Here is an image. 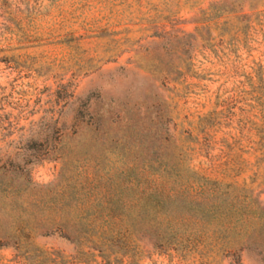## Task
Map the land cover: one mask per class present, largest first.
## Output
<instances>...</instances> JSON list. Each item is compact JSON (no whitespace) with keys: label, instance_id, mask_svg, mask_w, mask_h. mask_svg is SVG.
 <instances>
[{"label":"rangeland","instance_id":"374dc122","mask_svg":"<svg viewBox=\"0 0 264 264\" xmlns=\"http://www.w3.org/2000/svg\"><path fill=\"white\" fill-rule=\"evenodd\" d=\"M219 1L0 0V182L23 183L0 191V264H30L20 226L83 185L85 198L109 187L143 202L157 240L135 236L103 260L58 234L33 235L31 245L62 255L37 264H264V0H229L244 15L202 28L182 75L165 79L145 50L194 32ZM149 165L204 179L153 177ZM186 179L187 194L212 197L168 195Z\"/></svg>","mask_w":264,"mask_h":264},{"label":"trees","instance_id":"16d2710c","mask_svg":"<svg viewBox=\"0 0 264 264\" xmlns=\"http://www.w3.org/2000/svg\"><path fill=\"white\" fill-rule=\"evenodd\" d=\"M227 5H226V4ZM241 9H237L234 4H231L229 0H223L219 2H211L207 10L202 11V16L195 19L196 26L194 32H188L183 34H169L165 36L164 43H156L148 47L147 51L155 55L157 64L162 66V73L165 79H171L173 76L182 75L184 68L192 60L191 51L188 49L194 48V40L197 39L199 32L202 28L209 31L210 23L216 24L215 18L221 15H231V18L238 20L244 14L240 13ZM230 18L223 20L224 24L229 21ZM214 20V21H213ZM188 48V49H185ZM188 50V52H187ZM188 53V54H187ZM127 113L124 112L123 117H126ZM46 157L43 156L42 159ZM143 172L153 177L175 175L182 177L183 171L192 180L204 179L202 175H198L195 170L186 168L181 170L173 165L155 167L149 165L142 169ZM128 172V170L126 171ZM142 174V172H141ZM144 176V175H143ZM134 181L131 183L132 187L137 191H143L144 187L138 186L141 175L133 177ZM148 184H152L154 180H146ZM188 179L182 183L183 189L176 193H169V196L189 195L187 190L189 184ZM23 184V183H22ZM21 183H14L12 181L4 183L0 182V191H3L9 196H12L15 191H18ZM131 185H125V187L131 188ZM181 185V186H182ZM138 186V187H137ZM85 191V185L78 188H69V201H57L53 202L49 200V206L52 209V213H42L41 211L33 213L29 219H25V223L19 228L21 238L20 246L26 250V258L31 260L30 264L39 263V258L44 255L46 259L55 261L62 257L57 250L45 251L38 246H33L29 243V238L33 235H50L58 234L69 241L73 242L78 247H86L90 250L96 251L97 256L101 259L108 260L111 254H114V249L119 245L127 244L132 241L133 237H147L151 240H157L158 236L155 233V226L146 217V207L143 202L137 200L118 201L114 196L112 189L109 187L104 188L105 195L99 198H85L78 194ZM212 194H206V191H198L194 195H189L191 199L197 197H212ZM41 198L38 195H32L26 198V202L29 206H37L40 204ZM69 204V210H64L63 207ZM257 204V203H256ZM138 207L139 209L130 214L124 209L131 207ZM255 211L259 224L257 229L260 230L264 227V205H256ZM121 211V212H120ZM263 220V221H261ZM54 258V259H53ZM115 258V257H114ZM239 259V258H238ZM239 264V260H237Z\"/></svg>","mask_w":264,"mask_h":264}]
</instances>
